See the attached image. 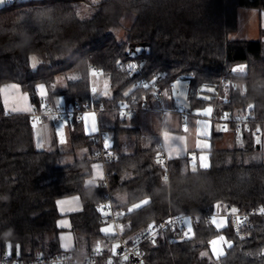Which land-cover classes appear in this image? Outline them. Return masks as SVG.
I'll list each match as a JSON object with an SVG mask.
<instances>
[{"label":"trees","instance_id":"obj_1","mask_svg":"<svg viewBox=\"0 0 264 264\" xmlns=\"http://www.w3.org/2000/svg\"><path fill=\"white\" fill-rule=\"evenodd\" d=\"M261 1L15 0L0 7V89L16 84L36 111L45 103L137 107L126 119L114 110L105 112L109 122L99 128L107 133L115 159L105 165V179L90 187L85 180L99 160V148L80 123L64 125L65 146L54 141L42 148L28 113L5 111L0 98V258L6 255V264H33L63 252L56 237V201L72 195L79 197L82 210L69 215L70 252L82 256L99 248L107 253L116 238L101 231L96 209L107 192L113 209L124 213L127 240L169 215H199L191 221L190 237L168 242L179 227L167 228L163 238L144 243L147 264H264L263 218L254 216L242 236L229 224L217 229L205 218L233 208L256 212L264 207V161L261 139L256 141L264 133L262 44L230 38L237 10ZM131 64L137 67L128 74ZM91 67L107 78L106 95L92 93ZM59 77L62 87L56 86ZM155 77L156 87L166 91L174 80L187 79L189 111L211 108L221 77L239 84L215 111L245 117L246 125L230 124L231 141L224 147L218 146L224 132H213L206 167L188 157L158 164L159 116L139 109L152 103L145 81ZM39 86L46 89L44 98ZM219 235L230 244L214 256L209 244Z\"/></svg>","mask_w":264,"mask_h":264},{"label":"built area","instance_id":"obj_2","mask_svg":"<svg viewBox=\"0 0 264 264\" xmlns=\"http://www.w3.org/2000/svg\"><path fill=\"white\" fill-rule=\"evenodd\" d=\"M90 77L98 78L101 73L97 68L91 67ZM130 74L131 70H127ZM185 77H188L186 75ZM158 77H155L152 81H145V85L153 92L154 98L150 105H141L140 111H154L160 116L164 115H178L181 120L187 117H197L193 112L187 111L183 106H168L164 102L166 88H158L154 84ZM239 84L232 80L231 78L221 77L214 93V102L210 108V114L207 119L211 123H217L223 129V126L228 127L230 124H234L237 129L242 125H246L245 117H232L228 113H223L217 115L215 108L217 104L227 102V91L230 88H235ZM171 87V85L169 86ZM95 90L92 91V93ZM133 102V101H132ZM114 110L118 113L120 119H126L135 111L137 107L134 105L127 104L126 102H120L114 109H106L103 107L95 108H81L80 106H61L58 104L45 103L39 110H32L27 115L30 119V123L35 125L37 123L47 120L53 129H60L64 125L71 123H81L84 115L94 114L95 118L99 111L109 112ZM97 124V123H96ZM96 131L90 135V140L93 144H96L99 148V160L98 162L103 165L104 169V179L106 176L105 165L110 163L115 159V156L111 148L105 149V139L109 141L106 132L101 131L99 125H96ZM262 130L264 132V123L262 124ZM110 153V154H109ZM169 158L162 152L160 148L157 151V162L161 166H165ZM103 179V180H104ZM107 187V186H106ZM97 211L101 214L102 219H100L99 224L101 226L111 225L112 235L116 238V243L110 248L107 253H104L101 249L96 248L90 253L82 256H74L70 251H63L59 254H55L51 257L46 258H36L33 264H94L97 261H101L100 264H147L143 257L142 245L146 242L154 243L157 240L163 238V232L167 228H172L173 230L179 227V232H176L168 237L167 241H177L184 240L191 236V232L185 235L187 231L186 226L179 221L194 220L199 217V215H186L177 214L169 215L166 219L159 222H150L145 230L139 231L134 234L131 240H127L124 234V224L121 219L124 217V213L120 210H114L111 198L107 192L105 195V200L96 206ZM264 207H261L256 212L253 211H236L233 213L231 210L218 211L205 216L206 220L212 222L213 217L224 218L227 223L232 227L233 231L237 235H244L243 231L246 230L251 223V219L254 216H258L264 219ZM163 225V227H161ZM150 226H152L150 231ZM153 233H155L153 235ZM115 253V254H114ZM127 256L125 260L124 257ZM6 255L0 258V264H6Z\"/></svg>","mask_w":264,"mask_h":264},{"label":"crops","instance_id":"obj_3","mask_svg":"<svg viewBox=\"0 0 264 264\" xmlns=\"http://www.w3.org/2000/svg\"><path fill=\"white\" fill-rule=\"evenodd\" d=\"M13 1L15 0H0V7ZM243 9L245 8H239L237 10V14L238 11H242ZM97 79L98 78H96L95 81ZM96 90L95 92L98 93ZM37 92L41 98H44L46 96V89L44 87L41 91V87L39 86L37 88ZM0 98L4 110L9 113L27 114L33 110V105L31 104L28 95L26 93H23L20 90L19 86H17L16 84L3 85L0 89ZM171 102L173 103V105L171 104ZM166 103L165 104L168 106H176L174 105L172 96H169V98L166 99ZM206 109L202 111V116L197 115V111H195L197 117H187L183 120H181L178 115L167 114L164 116H160L157 113L159 116L157 118L158 130L156 128L157 147L160 148L169 159L188 157L191 163H194L195 161L196 165H198L199 167L203 168L208 165V152L211 148L212 134L213 132L219 133L224 131L223 129H219L217 124L211 123L207 119L210 111L207 112ZM86 115H88L89 117L91 116V114ZM152 116L156 118L154 114ZM107 122H109V120L106 116L104 118V124ZM80 124L82 130L87 135H91L96 131L97 124L95 123L93 125V121L91 118H89L87 121L82 119ZM33 130L35 142L39 145V147L46 148L50 146V144L54 141L59 146H65L67 144L68 128L66 126L54 130L51 128L49 123L40 122L33 126ZM231 137L232 134L229 130L228 132H224V136L221 142H219L218 146L224 147L225 145L229 144L231 141ZM260 143L264 161V133L262 135ZM103 179V165L99 162H94L91 165V175L85 180V185L96 187L100 182L103 181ZM56 207L59 214V218L56 221V226L59 230V233L56 236L58 239L59 247L62 251H71L74 248V238L70 231L71 223L69 215L78 213L82 210L81 201L77 195H72L58 199L56 201ZM215 220L217 221V223H214L212 221V224L217 229H222L228 224L227 221L222 217L215 218ZM220 221H223L224 223L220 224ZM107 226H109L111 230L112 227L109 224L102 227ZM103 233L111 234L112 231ZM221 236L222 235L216 237L218 238V240L216 238L213 239L215 241L217 240V244H219V247L221 246V251L220 248H216L217 245H215V248L213 249L210 247L212 246V244H209L210 251L214 256L222 255L225 248L230 244L225 238L224 241H220L219 238Z\"/></svg>","mask_w":264,"mask_h":264},{"label":"rangeland","instance_id":"obj_4","mask_svg":"<svg viewBox=\"0 0 264 264\" xmlns=\"http://www.w3.org/2000/svg\"><path fill=\"white\" fill-rule=\"evenodd\" d=\"M230 38L260 41L262 44L263 56H264V0L259 2L255 6H251L249 8L245 7V9H243L242 11L241 10L238 11L237 29L235 32H232L230 34ZM90 78H91V82H92V86L94 90L97 89L96 91L100 95H106L108 93L109 89H108L107 78H105L103 75H100L96 81H95L96 79L95 77H90ZM60 81H61V78L60 77L57 78L56 86H60V87L63 86V84L60 83ZM187 92H188V80L185 78L176 79L171 83L170 89L166 91L164 102L166 103V99L169 98V96H172L174 105L183 106L187 111H189ZM209 109H206V111L207 112L210 111ZM202 111L203 110H197V115L202 116L201 115ZM190 112L195 113V111H190ZM107 115H108L107 113L99 111L95 118V123H97L98 125H102L104 123V118ZM217 126L219 127V129H221V126L219 124H217ZM157 130H158V127H157ZM145 131L148 132L149 135L154 134L152 131L151 133L148 129ZM223 131L228 132V127L223 126ZM260 139L262 138L257 137L256 141H259ZM261 151H262V148H261ZM193 165H195V161ZM102 229H109V231H112V228L110 230L109 226L102 227L101 230ZM216 239L218 240V238ZM211 244H212V241L210 242V245ZM216 245H217L216 248L221 247V246L219 247V244H216ZM210 247L214 249L213 245ZM220 251H221V248H220Z\"/></svg>","mask_w":264,"mask_h":264},{"label":"snow or ice","instance_id":"obj_5","mask_svg":"<svg viewBox=\"0 0 264 264\" xmlns=\"http://www.w3.org/2000/svg\"><path fill=\"white\" fill-rule=\"evenodd\" d=\"M33 66H35V58H33ZM137 67V65H135V64H131V65H129V69L130 70H134L135 68ZM145 86H147V85H145ZM41 87V91L43 90V86H40ZM89 118H91L92 119V121H93V125L95 124V115L94 114H92L90 117L88 116V115H86V116H84L83 117V119L85 120V121H87ZM111 147V144L109 143V141L107 140V139H105V149H108V148H110ZM110 154V153H109ZM144 203H147V201H145ZM216 208H218L219 207V205H217V206H215ZM231 211L233 212V213H235L236 211H237V209H235V208H233V209H231ZM262 211H264V210H262ZM180 223H183L185 226H186V228H187V231L185 232V235H187L188 233H190L191 232V221L190 220H187V221H179ZM213 222L214 223H217V221L215 220V217H213ZM220 224H223L224 222L223 221H220L219 222ZM161 227H163V225L161 226ZM151 228H152V226H150V231H151ZM102 231H104V232H108L109 231V229H102ZM155 233H153V235H154ZM220 241H224V237L223 236H221L220 238ZM217 244V241H212V245H213V247L215 248V245ZM9 250L11 249V244L9 243L7 246H6ZM115 254V253H114ZM124 259L126 260L127 259V256H125L124 257Z\"/></svg>","mask_w":264,"mask_h":264},{"label":"water","instance_id":"obj_6","mask_svg":"<svg viewBox=\"0 0 264 264\" xmlns=\"http://www.w3.org/2000/svg\"><path fill=\"white\" fill-rule=\"evenodd\" d=\"M258 0H246V2L249 4V5H253L254 3H256ZM255 149L258 150L259 149V145H256L255 146Z\"/></svg>","mask_w":264,"mask_h":264}]
</instances>
